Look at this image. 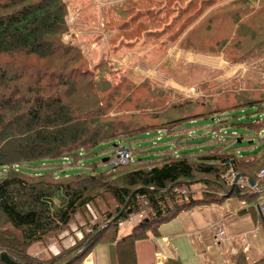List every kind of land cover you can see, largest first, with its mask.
<instances>
[{"label":"trees","instance_id":"1","mask_svg":"<svg viewBox=\"0 0 264 264\" xmlns=\"http://www.w3.org/2000/svg\"><path fill=\"white\" fill-rule=\"evenodd\" d=\"M66 15L64 0H0V264H80L104 235L117 264H136L135 241L159 236L167 217L232 194L243 202L236 214H248L264 236L254 207L264 193L227 180L234 172L264 186V84L232 77L200 83L204 101L174 99L150 79L105 72L107 62L85 67L78 46L62 40ZM102 26L128 44L177 43L222 52L229 64L264 54V0H120L103 5ZM207 119L212 136L196 124ZM230 125L246 132L222 130ZM104 143L111 155L102 163L122 145L132 160L96 170L89 157ZM78 217L88 231L73 245L44 258L28 253ZM248 250L240 247L233 264H264V253L250 260Z\"/></svg>","mask_w":264,"mask_h":264},{"label":"rangeland","instance_id":"2","mask_svg":"<svg viewBox=\"0 0 264 264\" xmlns=\"http://www.w3.org/2000/svg\"><path fill=\"white\" fill-rule=\"evenodd\" d=\"M64 1L67 5L66 19L68 23V31L62 35V40L78 46L82 58L86 62L85 67L93 68L102 62H107L105 72L111 74L118 73V75L127 76L131 78L134 83H141L145 78L150 79L158 84V86L171 90L172 98H179L180 100L187 98L191 99L192 102L197 100L204 101L206 98L205 92L202 93L198 91L197 86L200 83L214 82L216 85L220 86L232 77H249L257 84H264V54H254L239 63L229 64L224 59L222 52L212 55L198 51L182 50L178 47L177 43L165 46L164 44H160V40H150L147 44H143L142 42L128 44V42L119 41V39H116L114 35L107 31L104 33L101 32V29H103V5L106 3H117L120 0ZM108 65L111 67L109 70H107ZM119 79H115L112 76L110 81L115 83ZM246 111L250 112L253 111V109L247 108ZM130 112L131 111L128 110V114ZM135 112L138 111L136 110ZM237 113L238 112H234V114ZM226 118H230L229 115H226ZM230 119L238 121L236 118L231 117ZM211 123V119H207L198 120L196 124H204L207 128H205L203 133L212 136L214 134L208 131V127H210ZM222 130L242 133L246 132L242 127L241 129H237L232 125L228 128H223ZM150 134H155V132H150ZM160 134H162V132ZM106 146L107 144L104 143L99 147H96L97 153L95 152V154L93 153V155L89 157V162L93 164V167L96 170L108 171L111 169V166L108 163L101 162L103 158L111 155V148H105ZM122 146L127 148L126 145ZM129 168L130 167H128V169ZM194 186L195 188H198L197 185ZM211 205L222 208L223 212L229 207V213L236 211L239 207V205H237L236 194L230 195L228 199L226 198L218 204L211 203ZM202 210L204 212H199L198 214V217L202 216V219L195 221L199 229L202 228L205 220L208 217L214 216L217 211V209L207 211V208ZM188 211L189 209H182L167 217V219L158 224V230L161 235H167L168 241L172 247L178 251V258L183 264H199V260L192 250L190 240L186 234L182 233L184 224L189 221V216L194 212ZM196 212H198V210ZM223 212H218V219L221 221H217V224L225 227L226 234L229 233V230H231L233 234H236L232 243L237 248L242 239V236H240L241 232L246 228L253 227L251 217L248 214H245V216L238 214L224 216ZM141 214L143 213L133 215L120 224L125 226L132 220L136 221V218L140 217L139 215ZM77 221L76 224L73 223L70 226V231L60 234L56 241L47 240L44 243H36L29 248L28 253L35 258H44L49 256V254H56L60 248H66L73 245L76 238H81L80 234L82 235V231L84 233V231L87 232L88 230L86 225H82V229L79 230L78 227L83 224V222L79 217L77 218ZM208 224L209 222L206 223V226ZM189 228L190 230H193L192 225ZM254 232L252 231L248 233L249 236L251 233V235L254 234V240L250 242V253V250H248L249 247H247L248 245L244 244V246L246 245L244 248H247L248 250L250 260L264 253V236L259 229H256ZM148 233H150V231ZM106 236L107 235L100 237L87 255L92 256L95 264H117L115 245L112 241H108ZM191 238L194 245H201L203 238H198L197 236H192ZM145 240L146 238L136 240L135 246L137 242ZM226 242L227 239L224 234V241L221 244L224 246L226 245ZM227 247H230V244H227ZM144 250V247H140V251L144 252ZM213 252H215L214 249ZM138 254L140 255L139 250ZM87 256L84 257V259L87 258ZM234 256L229 257L230 262L227 264H233ZM84 259L80 264H84ZM214 259H216V255L214 256Z\"/></svg>","mask_w":264,"mask_h":264},{"label":"crops","instance_id":"3","mask_svg":"<svg viewBox=\"0 0 264 264\" xmlns=\"http://www.w3.org/2000/svg\"><path fill=\"white\" fill-rule=\"evenodd\" d=\"M237 205L241 206L243 205V202H238ZM207 208V211H213L217 209L216 213L214 216L208 217L205 222L203 223V226L201 229H199L196 225V220H201L202 216L198 217L199 212H204L202 209ZM198 210V212L196 211ZM193 212L189 216V221H187L184 224V229L182 233L186 234L188 239L191 242V247L192 250L195 253V256L199 260V264H227L230 262V256H234L236 251L242 247L244 250L247 248H244V241H249L252 242L254 240V234L251 235L250 237L246 236V240H244L243 234H247L249 232L255 231V227L257 226L256 223L252 220L253 227L251 228H246L244 229L240 236H242V239L240 240V245L236 248L234 246L233 238L236 236V234H233L231 230H229V233L226 234V229L223 227L226 235L227 242L225 243L226 245L218 244L212 225L217 223V221H221L218 219L219 214L218 212H223L222 208L213 206L211 204H197L195 206H192L189 208L188 212ZM224 216H231L229 214H236V212H231L229 213V207H227L224 210ZM245 216V214L241 215ZM215 219V221H214ZM133 220L128 223L125 226H122L123 224L120 225L119 228V233L118 235L121 236L123 233H128L132 227ZM209 222V224L206 226V223ZM129 225V226H128ZM192 225L193 230H190V226ZM206 226V227H205ZM160 233V232H159ZM255 233V232H254ZM181 234V233H180ZM179 235V234H175ZM192 236H197L198 238H203L201 245L199 244H193L192 243ZM211 241V245H210ZM146 244V245H145ZM227 244H230V247H227ZM247 244V243H246ZM248 245V244H247ZM140 247H144L145 250L144 252L140 251ZM248 247V246H247ZM213 249L215 252H213ZM138 250L140 252V255L138 254ZM249 250H251V245L249 247ZM135 253H136V264H166V261L171 260V259H177L180 263V259L178 258V251L172 247L170 242L167 239V235H159V236H153L151 233H148V237L146 238L145 241L137 242L135 246ZM216 255V259H214V256ZM84 264H95L94 259L92 258L91 255L87 256V258L84 259L83 261ZM183 264V263H182Z\"/></svg>","mask_w":264,"mask_h":264},{"label":"built area","instance_id":"4","mask_svg":"<svg viewBox=\"0 0 264 264\" xmlns=\"http://www.w3.org/2000/svg\"><path fill=\"white\" fill-rule=\"evenodd\" d=\"M263 116H264V113H260L259 114V118L260 119H262ZM130 160H131V157H130V154H129V150H126V147L121 146V147H119L116 150V152L113 155V157L108 161V164L110 166H112V169H114L119 164L127 163ZM236 175H237L236 173L230 172L227 175V180L230 181L231 183L234 182V179H235ZM257 176L260 177V178L264 177V168L261 169L257 173ZM235 184H238V186L241 188L242 191H244V190L247 189L250 192H255V193L257 192V193H260V194H263L264 193V186L258 187L257 183L250 184L248 182V180L246 178L242 177V176H240L236 180ZM183 193H185L184 190H183ZM191 195H192V197H195L196 192H192ZM254 207H255V211L257 212V214H259L260 216H263L264 217V198H262L261 200H259L254 205ZM141 215H139V216H141ZM212 228H213L215 237L217 239V242L218 243H222L224 241V234H225L224 229L221 226L217 225V224H213L212 225ZM80 236H81V234H80ZM243 237H244V240H246V234H243ZM244 244H246V241H244Z\"/></svg>","mask_w":264,"mask_h":264},{"label":"water","instance_id":"5","mask_svg":"<svg viewBox=\"0 0 264 264\" xmlns=\"http://www.w3.org/2000/svg\"><path fill=\"white\" fill-rule=\"evenodd\" d=\"M126 150H128V148H126ZM240 176H242L241 174H237L236 175V177H235V179H234V182H232V187L235 185V182H236V180L240 177Z\"/></svg>","mask_w":264,"mask_h":264}]
</instances>
